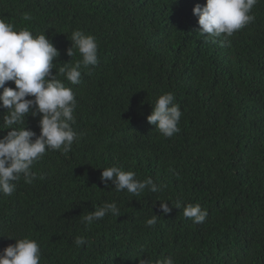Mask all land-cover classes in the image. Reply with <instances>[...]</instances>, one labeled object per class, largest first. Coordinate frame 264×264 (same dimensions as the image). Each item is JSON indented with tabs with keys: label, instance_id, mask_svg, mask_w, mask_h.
<instances>
[{
	"label": "trees",
	"instance_id": "1",
	"mask_svg": "<svg viewBox=\"0 0 264 264\" xmlns=\"http://www.w3.org/2000/svg\"><path fill=\"white\" fill-rule=\"evenodd\" d=\"M197 3L206 0H0V19L45 34L59 50L54 74L80 58L67 55L72 31L98 43V64L81 69L79 84L64 81L82 137L67 154L46 151L32 184L21 178L12 195L0 193V253L15 243L7 236H27L40 244L41 264H156L168 256L175 264H264V0L225 46L197 32ZM164 92L183 113L170 138L147 121ZM39 119L26 117L37 135ZM109 166L166 187L117 192L100 179ZM178 199L206 208L205 222L184 217L172 206ZM159 200L172 212L163 214ZM105 201L117 203L119 217L81 222ZM154 215L157 224L147 226ZM78 236L86 242L76 245Z\"/></svg>",
	"mask_w": 264,
	"mask_h": 264
},
{
	"label": "clouds",
	"instance_id": "2",
	"mask_svg": "<svg viewBox=\"0 0 264 264\" xmlns=\"http://www.w3.org/2000/svg\"><path fill=\"white\" fill-rule=\"evenodd\" d=\"M258 0H206L203 5L197 3L193 14L198 17L201 36L212 38L213 43L225 46L227 37L255 20L252 9ZM24 19H30L25 15ZM219 39V41L217 40ZM72 45L67 49L71 58L79 55L74 64L66 63L53 73L54 61L59 57V50L45 34L34 35L28 28H16L13 24L0 19V108L6 109L0 130L10 129L0 137V193L10 196L16 190V181L23 178L26 184H32L37 174L32 170L46 151L59 150L67 154L74 142H78L83 133H77L74 111L77 100L74 90L65 84L80 83L82 68L98 64V43L96 37L82 30L71 32ZM72 60V59H71ZM63 77L64 79H60ZM14 82L15 87L5 86ZM31 97V98H29ZM175 95L164 92L155 102H151L152 111L147 121L154 125L162 136L173 137L179 133V122L183 115L179 104L174 103ZM39 116L40 132L26 127V117ZM100 179L110 181L117 192L126 191L133 197H139L145 191L157 193L166 185L159 186L151 177L141 180L134 171L124 170L119 166L102 168ZM43 179V177H39ZM163 214L172 212L168 201L159 200ZM172 206L183 207V216L200 224L208 217L206 208L199 203L184 206L178 199ZM107 215L120 216V208L115 201H105L95 207L81 222L91 225ZM157 216L146 220L149 227L157 224ZM0 253V264H41L42 250L39 242L30 237L16 238ZM86 241L78 236L76 245ZM139 264H153L150 258H140ZM156 264H175L170 256L156 261Z\"/></svg>",
	"mask_w": 264,
	"mask_h": 264
}]
</instances>
